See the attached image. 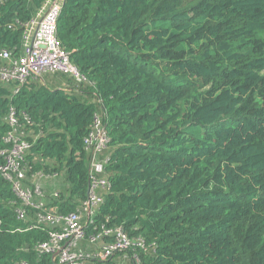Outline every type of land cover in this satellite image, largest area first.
Here are the masks:
<instances>
[{"label":"trees","instance_id":"16d2710c","mask_svg":"<svg viewBox=\"0 0 264 264\" xmlns=\"http://www.w3.org/2000/svg\"><path fill=\"white\" fill-rule=\"evenodd\" d=\"M46 1L0 0L12 61ZM57 36L84 81H0V168L3 139L27 141L18 182L31 195L0 171V264H50L36 247L64 222L47 218L69 214L87 264H264V0H63ZM94 118L108 138L95 178L109 185L89 215ZM117 228L131 247L93 258L90 238L109 244Z\"/></svg>","mask_w":264,"mask_h":264},{"label":"built area","instance_id":"2783aa9c","mask_svg":"<svg viewBox=\"0 0 264 264\" xmlns=\"http://www.w3.org/2000/svg\"><path fill=\"white\" fill-rule=\"evenodd\" d=\"M60 7L61 5L56 0H47L36 18L24 25L21 51L15 60L12 61L10 52L0 49V59L6 61L5 65L0 66L1 82L14 83L18 87L48 72L64 74L76 82L85 80L71 64L68 55L61 49L59 44L57 19L60 14ZM15 123L13 118H10V126L13 127ZM13 132H15V129ZM3 141L11 143L13 148L6 156V166L0 168V171L9 181H12V178L7 174L8 171H12L17 175V181L12 182L13 191L24 204L29 205L31 204V195L27 190L22 189L18 182L23 177L18 165L22 161L24 152L29 149L30 144L14 133L9 134ZM107 143L108 138L104 129L98 119L94 118L92 130L84 140L85 150L91 153L88 199L84 207L89 215L101 202L94 195L95 189L97 187L106 188L109 185L107 181L95 178L96 174L102 172V165L97 163L96 155L106 148ZM47 220L51 223L63 221L64 228L62 231L49 232L47 241L38 245L36 250L46 256H51L52 261L50 264H87L86 258L89 256L74 251L77 241L84 236V226L79 224L80 217L76 214H69L65 217L49 216ZM103 234H112L113 241L105 244L100 240V235L90 238L92 243L99 244L101 248L93 257L98 261H106L117 252L127 251L132 245V241L120 228L112 231L105 230ZM137 244L141 245L139 242ZM18 264L29 263L19 262Z\"/></svg>","mask_w":264,"mask_h":264},{"label":"rangeland","instance_id":"374dc122","mask_svg":"<svg viewBox=\"0 0 264 264\" xmlns=\"http://www.w3.org/2000/svg\"><path fill=\"white\" fill-rule=\"evenodd\" d=\"M44 81H45L47 84H49V83H51V82H54V83H56L58 86H61V83H62V82H60V81L57 79V77H53V76H46V77H44Z\"/></svg>","mask_w":264,"mask_h":264},{"label":"crops","instance_id":"0c3cea01","mask_svg":"<svg viewBox=\"0 0 264 264\" xmlns=\"http://www.w3.org/2000/svg\"><path fill=\"white\" fill-rule=\"evenodd\" d=\"M62 1H63V0H56V2H57L58 4H60V5H61Z\"/></svg>","mask_w":264,"mask_h":264},{"label":"water","instance_id":"95a60500","mask_svg":"<svg viewBox=\"0 0 264 264\" xmlns=\"http://www.w3.org/2000/svg\"><path fill=\"white\" fill-rule=\"evenodd\" d=\"M87 194H88V190H87Z\"/></svg>","mask_w":264,"mask_h":264}]
</instances>
